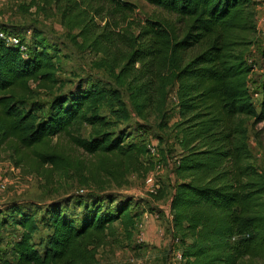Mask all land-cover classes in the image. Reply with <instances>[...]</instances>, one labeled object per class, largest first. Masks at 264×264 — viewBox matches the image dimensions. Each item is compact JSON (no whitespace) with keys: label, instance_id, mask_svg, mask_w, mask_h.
<instances>
[{"label":"trees","instance_id":"16d2710c","mask_svg":"<svg viewBox=\"0 0 264 264\" xmlns=\"http://www.w3.org/2000/svg\"><path fill=\"white\" fill-rule=\"evenodd\" d=\"M44 1L69 33L77 32L73 41L81 49L113 55L107 62L120 65L138 98L161 107L173 97L180 152L168 208L182 246L178 264L264 261V177L250 163L247 142L248 121L264 120V78L257 114L246 60L258 30V2L145 0L176 21L134 22L135 7L123 0ZM105 15L127 23L123 41L130 51L121 58L109 50L118 41L114 30L97 24ZM0 29L27 47L23 54L0 41V152L9 153L16 168L49 180L77 165L62 152L59 140L64 139L97 159L91 177L101 171L118 183L140 171L147 145L124 146L128 135L110 134L116 123L102 116L104 108L124 112L120 93L93 84L87 88V82L63 91L56 49L45 47L36 34L29 46L21 35ZM39 91L52 98L43 104L36 99ZM82 125L91 128L87 139ZM98 198L92 195L90 206L79 199L77 220L63 211L67 200L47 204L39 220L16 204L7 205L4 225L22 232L2 251L0 264H100L98 252L109 246L114 224L132 232L140 212L130 211L133 199L121 202L110 193L100 198L116 205L113 212H103Z\"/></svg>","mask_w":264,"mask_h":264},{"label":"rangeland","instance_id":"374dc122","mask_svg":"<svg viewBox=\"0 0 264 264\" xmlns=\"http://www.w3.org/2000/svg\"><path fill=\"white\" fill-rule=\"evenodd\" d=\"M123 1L134 5V14L130 19L134 22H142L145 19L176 21L175 16L163 12L145 0ZM256 1L259 4L258 30L255 43L246 54V60L251 68L248 80L250 95L256 113L260 114L263 99L261 84L264 78V0ZM105 23L108 24V28L114 30V36L118 40L109 50L121 58L130 51L123 41L127 37L125 32L127 23L118 17L106 15L103 21L97 20L100 26ZM0 27L21 35L29 46L32 35L36 34L45 47L59 52L56 62L59 66L58 79L65 84L63 91L80 82H87V88L93 84L118 91L125 105L124 112L113 110L112 107L102 110V116L107 121L116 123V127L110 128L109 133L127 134L124 146L145 144L152 145L155 149L153 154L141 158L140 171L125 174L118 183L101 171H96L97 174L91 177L89 171H93L97 159L69 145L64 139L59 140L62 152L77 165L65 171L64 175L53 174L49 180L28 172L25 167L16 168L9 153L0 152V185L6 186L4 190L0 189V256L10 245L9 241H14L22 232L19 227L4 225L7 222L4 218L7 217L9 220V216H4L6 206L9 204H16L26 210V213L33 214L37 220L43 215L47 204L63 200H67L63 211L77 220L81 209L76 203L83 199L84 204L90 206L88 201L92 195L99 197L97 202L102 206L103 212H113L116 204L110 205L100 198L108 193L116 195L121 202L133 199L136 206L135 208L131 206L132 213L140 210L141 203L147 198L162 205L166 204L165 191L169 193L170 183L176 181L172 173L176 162L173 164L172 160L178 157L180 152L177 131L174 128L178 116L173 97L170 96L161 107L138 98L130 79L120 74V65L115 66L110 60L107 62V58L113 55L108 52L105 57L103 54L95 55L91 49H81L73 41L77 32L69 33L62 24L59 13L53 6L51 8L46 6L44 0H0ZM77 43L80 45L81 42L78 40ZM37 93L39 97L36 99L43 104L52 98L50 93L44 91ZM247 124L250 163L264 177V120L259 123L250 120ZM80 132L81 136L87 139L91 128L82 125ZM46 167L48 169L50 166ZM122 174L123 172L121 176ZM160 186H164V189ZM161 194L164 195L163 198ZM72 198L76 201L70 203ZM159 217L157 221L154 219V226L157 229H154L146 245L140 242V223H137L132 232L125 230L119 222L115 223V231L109 239V246L98 252L99 263L178 264L176 258L181 254L182 246L179 241L176 242L177 235H173L172 221L168 213L166 218H162L161 215ZM159 229L163 236L158 235ZM42 233L36 236V241L40 240ZM147 254L149 257L145 259ZM257 264H264V261H258Z\"/></svg>","mask_w":264,"mask_h":264},{"label":"crops","instance_id":"0c3cea01","mask_svg":"<svg viewBox=\"0 0 264 264\" xmlns=\"http://www.w3.org/2000/svg\"><path fill=\"white\" fill-rule=\"evenodd\" d=\"M259 7V6H258ZM178 157H175L172 162L173 164L175 162H177ZM170 180V179H169ZM164 184V182H163ZM171 188L169 189L170 192L168 193L167 191H165V199H166V204L162 205L160 204V202H155L150 200L149 198H147L146 200H143V202L141 203V209L138 210L140 212L139 217L137 218L138 223H140V235H141V239L142 243L144 245H146V243L148 241H150L149 239L151 238L154 229L156 230L157 228L154 226V215H161L162 218H166L167 216V207H168V202L170 199V196L172 194L173 191V182L170 183ZM162 189H164V186H160ZM168 190V189H167ZM167 194V195H166ZM164 195L162 196V198L164 197ZM161 198V199H162ZM149 255H146L145 259H148Z\"/></svg>","mask_w":264,"mask_h":264},{"label":"built area","instance_id":"2783aa9c","mask_svg":"<svg viewBox=\"0 0 264 264\" xmlns=\"http://www.w3.org/2000/svg\"><path fill=\"white\" fill-rule=\"evenodd\" d=\"M0 41H2L4 44L6 45H10V46H14L17 47L20 52H22L23 54H26L27 52V47L26 45L22 44L20 38L18 36L15 35H9L7 34L5 31L0 29ZM147 150L149 154H153L155 152V149L152 145H147ZM5 185H0V189L4 190L5 189ZM167 213H168V217L171 219L172 221V215L169 211V208L167 207ZM153 218L157 221L160 219L159 215H154ZM140 227V226H139ZM158 235L159 236H163L162 231L159 229L158 230ZM178 239H176V242L178 243ZM140 242H142V240H140ZM182 259L181 254L177 255V262H179Z\"/></svg>","mask_w":264,"mask_h":264}]
</instances>
